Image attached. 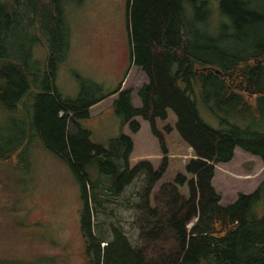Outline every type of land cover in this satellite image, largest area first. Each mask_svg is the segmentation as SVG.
I'll return each mask as SVG.
<instances>
[{
    "label": "trees",
    "instance_id": "obj_1",
    "mask_svg": "<svg viewBox=\"0 0 264 264\" xmlns=\"http://www.w3.org/2000/svg\"><path fill=\"white\" fill-rule=\"evenodd\" d=\"M126 1L131 57L147 78L137 92L139 108L133 104V90L123 89V82L105 93L100 84L77 76V99L60 92L58 71L70 51L63 0H12L0 6V108L14 112L33 84L41 88L34 96L30 128L80 182V231L89 264H264V181L227 206L220 204L213 185L215 166L231 162L236 149L264 162V11L255 0H220L228 23L220 19L216 26L207 0ZM21 7L27 10L28 27L37 24L47 37L41 78L9 49V38L22 24ZM228 29L243 47L220 48ZM114 95L122 128L127 125L136 134L141 129L136 118L148 122L163 154L158 169L147 161L131 167L130 136L101 145L83 127L91 107ZM197 96L224 128L214 129L202 120ZM170 110L176 123L174 128L166 125L165 132L175 129L196 158L186 164L184 174L164 181L169 151L158 122L167 121ZM92 164L104 177L91 179ZM6 170L24 179L17 191L25 192L31 160L15 139L0 141V173ZM140 176L145 186L125 199L134 210L129 226L138 233L133 240L115 209L116 200Z\"/></svg>",
    "mask_w": 264,
    "mask_h": 264
},
{
    "label": "rangeland",
    "instance_id": "obj_2",
    "mask_svg": "<svg viewBox=\"0 0 264 264\" xmlns=\"http://www.w3.org/2000/svg\"><path fill=\"white\" fill-rule=\"evenodd\" d=\"M6 1L12 0H0V6H5ZM207 1L215 25H218L220 19L228 23L227 17L219 9L220 0ZM63 3L65 25L70 32V51L58 71L57 86L60 92L69 99H77L81 90L77 76L100 84L105 93L115 91L125 79L123 89H128L129 86L133 90L134 106H141L137 89L145 82L146 77L139 68L129 67L132 47L127 1L63 0ZM255 3L264 11V0H255ZM20 9L19 20L22 24L9 38V49L16 56L17 62L26 61L31 70L41 78L48 59L47 37L37 24L28 27L25 17L27 10L24 7ZM187 14L191 18L192 10L188 6ZM232 35L233 31L228 29L219 44L221 49L227 47L238 50L243 47L239 39ZM39 91L41 88L33 84L28 94L18 102L14 112L0 108V141L15 139L16 144L25 145L31 160V170L25 177V192L17 191L20 181L24 180L22 177L15 178L12 175L16 173L11 174L6 170L3 173L6 177L3 178L4 175L0 173V183L4 185H0L3 189L0 190V264H89L80 231V212L83 208L80 182L62 159L42 146L34 136V130L30 128L34 114V96ZM115 96L117 95L110 96L98 108L92 109L93 116L87 125L91 128L93 140L105 145L122 134L130 136L135 143L130 165L134 167L138 161L149 160L158 166L163 154L148 122L141 117L136 120L142 124L136 134L131 133L127 125L123 127L121 134V124L114 115L109 119L108 126L99 127L96 124L100 118L115 112L112 108ZM110 100L112 110L108 109ZM197 106L207 125L214 129L224 128L221 119L200 96H197ZM100 109L104 110L99 111ZM175 123L176 116L171 110L167 121L158 122L169 151V170L164 181L173 180L179 173L184 174L186 164L196 158L193 149L175 129L165 132L166 125L174 128ZM89 173L93 180L104 177L96 164H92ZM263 181L264 162L241 149L236 150L231 162L215 166L213 185L221 196L222 206L233 203L239 193H252ZM143 185L145 186V177L140 176L116 200L118 203L115 212L122 218V223L133 240L138 233L129 226L135 219L134 210L126 205L125 199H132L133 191L143 188ZM181 191L186 193V187H181ZM131 238V242L135 244Z\"/></svg>",
    "mask_w": 264,
    "mask_h": 264
},
{
    "label": "crops",
    "instance_id": "obj_3",
    "mask_svg": "<svg viewBox=\"0 0 264 264\" xmlns=\"http://www.w3.org/2000/svg\"><path fill=\"white\" fill-rule=\"evenodd\" d=\"M129 67H130V69L132 68V67H134L135 65H134V63H133V59H132V57H131V59H130V63H129ZM125 70H126V68H125ZM124 70V71H125ZM140 70V69H139ZM141 71V70H140ZM143 73V72H142ZM144 74V73H143ZM145 75V74H144ZM145 77H146V75H145ZM126 78V77H125ZM146 81H147V78H146V80H145V82L144 83H146ZM124 82H125V79H124ZM128 83H129V81H128ZM143 83V84H144ZM142 84V85H143ZM141 85V86H142ZM140 86V87H141ZM139 87V88H140ZM139 88L137 89V92H138V90H139ZM124 89H126V88H124ZM128 89H130V87L128 86ZM116 97V96H115ZM109 98V97H108ZM108 98H106V99H108ZM105 99V100H106ZM105 100H103V101H105ZM115 100V99H114ZM132 100H133V95H132ZM102 101V102H103ZM102 102H100V103H98V104H96V105H94L93 107H91V109H90V118L93 116V108L94 107H97L98 108V105H100ZM114 102V101H113ZM112 102H111V100H110V102H109V104L110 105H108L109 106V108L108 109H111V104ZM136 107V106H135ZM140 107V106H139ZM139 107H136V108H139ZM113 108V107H112ZM93 109V110H92ZM96 109V108H95ZM107 109V108H106ZM101 110H104V109H100L99 111H101ZM112 110V109H111ZM97 112V111H96ZM113 112H114V108H113ZM115 116L117 119H118V122L121 124V121H120V119H119V117L116 115V113L114 112V113H110L109 115H107L106 117H102V118H100L97 122H96V124L99 126V127H106V126H108L109 125V119H111V117L112 116ZM90 118H88L87 120H85V121H83L82 122V125H83V127L84 128H87V129H89L90 131H91V128L90 127H88V125H87V122L89 121V119ZM136 120L138 121V118H136ZM142 125V124H141ZM120 127H121V134H122V129H124V128H122V126L120 125ZM92 132V131H91ZM120 134V135H121ZM92 136H93V133H92ZM92 139H93V137H92ZM94 141V140H93ZM95 142V141H94ZM96 143V142H95ZM97 144H99V143H97ZM101 145H104V144H101ZM105 145H107V144H105ZM134 148H135V143H134ZM237 150V149H236ZM160 157V156H159ZM140 162H143V161H138L136 164H135V166L138 164V163H140ZM147 162H150L149 160H147ZM152 165H153V167L155 168V169H158L159 168V166L161 165V164H159L158 166H155L152 162H150ZM158 164V163H157ZM132 167V166H131Z\"/></svg>",
    "mask_w": 264,
    "mask_h": 264
},
{
    "label": "built area",
    "instance_id": "obj_4",
    "mask_svg": "<svg viewBox=\"0 0 264 264\" xmlns=\"http://www.w3.org/2000/svg\"><path fill=\"white\" fill-rule=\"evenodd\" d=\"M195 159V158H194Z\"/></svg>",
    "mask_w": 264,
    "mask_h": 264
}]
</instances>
